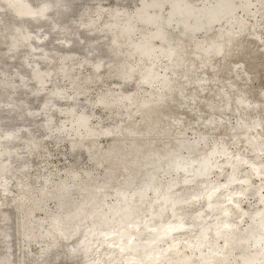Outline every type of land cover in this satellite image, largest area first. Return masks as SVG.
<instances>
[{"label":"clouds","instance_id":"1","mask_svg":"<svg viewBox=\"0 0 264 264\" xmlns=\"http://www.w3.org/2000/svg\"><path fill=\"white\" fill-rule=\"evenodd\" d=\"M0 264H264V0H0Z\"/></svg>","mask_w":264,"mask_h":264}]
</instances>
